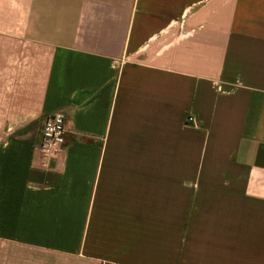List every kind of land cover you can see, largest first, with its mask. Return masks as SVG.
<instances>
[{
  "label": "crops",
  "instance_id": "obj_1",
  "mask_svg": "<svg viewBox=\"0 0 264 264\" xmlns=\"http://www.w3.org/2000/svg\"><path fill=\"white\" fill-rule=\"evenodd\" d=\"M0 243V264H264V0H0Z\"/></svg>",
  "mask_w": 264,
  "mask_h": 264
},
{
  "label": "built area",
  "instance_id": "obj_2",
  "mask_svg": "<svg viewBox=\"0 0 264 264\" xmlns=\"http://www.w3.org/2000/svg\"><path fill=\"white\" fill-rule=\"evenodd\" d=\"M194 116L188 117V122H194ZM66 143L65 116L61 112H55L46 116L38 143L40 152V166L49 170L53 161L64 151Z\"/></svg>",
  "mask_w": 264,
  "mask_h": 264
},
{
  "label": "rangeland",
  "instance_id": "obj_3",
  "mask_svg": "<svg viewBox=\"0 0 264 264\" xmlns=\"http://www.w3.org/2000/svg\"><path fill=\"white\" fill-rule=\"evenodd\" d=\"M1 246L4 247L5 245L2 244V243H0V247H1ZM2 256H3V257H2ZM9 257H10V254H9V253L0 254V258H3L2 261H3V260L7 261L6 258H9ZM7 264H9V263H7Z\"/></svg>",
  "mask_w": 264,
  "mask_h": 264
}]
</instances>
